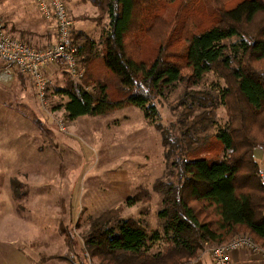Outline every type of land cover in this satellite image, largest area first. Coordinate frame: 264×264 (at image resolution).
<instances>
[{"label":"trees","instance_id":"1","mask_svg":"<svg viewBox=\"0 0 264 264\" xmlns=\"http://www.w3.org/2000/svg\"><path fill=\"white\" fill-rule=\"evenodd\" d=\"M90 1L107 22L100 43L73 30L84 77L75 80L63 63H56L64 73L56 94L67 97L58 108L64 109L69 120L134 105L165 135L158 100L179 83L199 85L214 74L224 84L217 97L194 90L188 93L191 99L209 107L217 100L228 105L234 98L249 108L256 129H249L243 116L229 115L213 133L195 137L196 128L217 123L215 109H209L186 120L182 137L174 143L163 135L167 159H173L170 177L154 184L163 196L158 212L162 228L150 234L141 220L120 218V207L106 209L92 218L83 235V248L98 264H186L211 244L226 243L242 231L264 248V178L255 155L264 144V0H216L224 3L214 19L186 30L178 45L158 40L155 33L163 0ZM5 27L27 41L24 30L11 29L6 23ZM150 39L153 55L149 54ZM97 62L103 71H97ZM14 69L18 76L25 75ZM193 112L189 107L187 114ZM42 130L49 135L47 127ZM152 198L149 189L142 188L123 205L148 203ZM159 244L164 246L155 249ZM73 251L62 255L43 252L41 259L75 264ZM212 261L215 264L213 257Z\"/></svg>","mask_w":264,"mask_h":264},{"label":"rangeland","instance_id":"2","mask_svg":"<svg viewBox=\"0 0 264 264\" xmlns=\"http://www.w3.org/2000/svg\"><path fill=\"white\" fill-rule=\"evenodd\" d=\"M162 2L160 4L163 6L155 21V33L158 40L173 41L171 43L174 45L180 43L186 30L212 21L215 12L224 3L218 4L216 0H163ZM69 4L77 26L83 28L81 30L83 33L100 43L102 26L107 22L106 16L101 14L102 12L90 0H74L72 3L70 0ZM35 8L32 0H0L1 14L10 18L9 28L24 30L26 32L24 38L27 41L45 47L56 40L57 30L54 28L56 26L42 22ZM16 35L20 37L19 33ZM150 41L149 54L153 55L155 50L152 48V39ZM2 61L0 59V67ZM100 64L99 62L96 64L98 72L103 71ZM55 68L58 69L59 74L58 78H48V104L42 103L39 99L31 77L25 75L18 77L16 74L10 81L0 79V186L2 187L0 201L5 202L2 207L6 211L0 216V222L4 220L9 225L10 223L17 225V220L13 219L14 213H19L24 221L21 224L25 225L17 233L0 231V264H30V259L26 257L25 244L32 237L36 241L44 240L47 229L52 231L53 225L60 222L63 224L61 234L67 237V242H70L69 248L59 249L56 245L43 250L26 245L28 253L29 251L38 253L40 250V254L44 251L62 255L66 254L68 249H74L72 257L75 264H98L97 258H92L89 251L83 248V235L89 230L92 218L106 209L120 207L118 211L120 218L132 217L141 220L150 234L162 228L158 212L163 207V196L154 189V184L160 178L170 177L169 171L173 159H167L168 147L163 143L164 133L146 117L142 108L134 105L103 115H82L69 120L64 109L58 108L59 103L66 101L67 97L56 94L58 85L62 84L63 68L58 64ZM223 85L216 75L209 74L199 85L193 86L186 82L174 86L157 102L165 135L174 143L182 137L181 128L186 120H192L196 115L209 109H215L217 123L207 125L205 128H196L192 132L195 137L213 133L217 125L227 122L229 115L233 116L232 118L243 116L249 129L255 130L256 122L249 108L236 102V99L230 98L228 105L222 104L221 100H217L215 105L209 107V104L204 103L205 107L195 103L188 94L194 90H205L217 97V90ZM189 107L194 109L192 114H187ZM237 120L235 124L239 127L241 120L239 118ZM43 126L50 130L48 136L44 134ZM70 144H75L78 152L69 151ZM179 152L177 150L175 157ZM256 153L261 170L264 172V144L258 147ZM66 176H79L80 182L73 202L75 222L72 227L68 218L63 215L57 216L60 219L50 215L47 217L38 215L37 208L44 207L45 200L42 203L37 199L31 201L36 206L32 211H15L7 190L9 183L1 181V179L7 181L9 179V182L12 180L11 186L18 195L19 188L25 187L21 183V178L30 177L34 181V187H43L46 184L38 183L43 177ZM122 180L129 190L126 189V195L119 199L121 192L124 191L119 188L116 181ZM48 185L52 188L58 187L53 181ZM84 185H89L92 189L85 192L81 209V206L77 205V197L79 189ZM142 188L149 189L153 197L151 202L123 205ZM36 195L38 197V194ZM49 211L52 215V210ZM21 219L20 221L23 222ZM64 227L68 229L65 230ZM241 235L248 233L242 231L237 237ZM51 243L57 244L54 240ZM163 246V244L156 245L155 249ZM215 246L211 244L200 253V256L204 254L206 257L205 264H213L212 259L207 255L212 257L211 250ZM196 262L197 258H194L186 264H198ZM65 263L69 264L67 261Z\"/></svg>","mask_w":264,"mask_h":264},{"label":"built area","instance_id":"3","mask_svg":"<svg viewBox=\"0 0 264 264\" xmlns=\"http://www.w3.org/2000/svg\"><path fill=\"white\" fill-rule=\"evenodd\" d=\"M34 2L44 19L55 21L56 40L44 48H38L32 42L21 40L8 32L0 15V59L5 62L0 67V79L12 80L16 75L14 67H17L23 74L33 79L39 99L42 103L48 104L49 79L44 72L47 67L61 62L71 77L79 81L84 77L85 68L79 62V48L73 40L75 21L68 1L34 0ZM241 248L251 249L261 254L264 259V248L248 235L235 237L213 247L211 255L215 264H232L229 253Z\"/></svg>","mask_w":264,"mask_h":264},{"label":"crops","instance_id":"4","mask_svg":"<svg viewBox=\"0 0 264 264\" xmlns=\"http://www.w3.org/2000/svg\"><path fill=\"white\" fill-rule=\"evenodd\" d=\"M67 1H68V5H69V8H70V4H69L70 0H67ZM73 1L74 0H71V3ZM32 2H33V5H34V8H35L36 5L34 4V0H32ZM35 9H37V7ZM36 11H38V9ZM38 14H39V19L42 22L43 21L45 23L48 22V23L54 24L56 26L54 20H51L52 22H49V21H47L46 19L43 18V16L41 15V13L39 11H38ZM3 19H4V22L7 25H9V26L11 25V23L9 22L10 18H7V16H4ZM74 21H75L74 29L75 30H80V31L83 30V28H80V27L77 26L75 18H74ZM54 28L56 29V27H54ZM2 63L4 65V63H5L4 60L2 61ZM56 65L49 66V67H47L45 69L44 72H45V75H46L47 78L55 79L57 77V75L59 74V71H57L58 69L55 68ZM25 76L26 77H30V76H27V75H25ZM68 150L69 151L71 150L73 152H75V151L78 152V149L76 148L75 144H70L68 146ZM257 150H258V148H257ZM257 150H256V152H257ZM255 155H257V153ZM39 179L40 178H38V180ZM20 180L22 181L21 182L22 185H24L25 187L19 188V193L20 194L18 193V195H17L15 193V191H14V188L11 186L12 180H11V182H9V179H8V181L6 179L5 180L1 179L2 182L4 181L5 183H7V182L9 183L8 184L9 188H7V190L10 193V199L12 200V208L15 211H18V210H24V212L32 211V209H34V207H36V206H34L31 201L37 199V200H39L42 203V201L45 200L44 207L37 208L38 211L36 213L38 215L44 216V217H47L49 215L53 216V217H57V216H62L63 215L66 218H68L69 225L72 227L73 222H75L74 213H73V210H74L73 202L75 201L76 191H77L78 185L80 184L79 176L78 177H72V176L68 177V176H66V177H63V178L43 177L41 179V181H38V183H41V184H44V185L46 184L43 187H34L33 186L34 181L32 180V178L30 179V177L29 178H21ZM52 181L54 183H56L58 185V187H54V188L50 187L48 184H50ZM110 182L112 183L113 181H110ZM116 182L119 185V188L122 191H124V192H121V194H120V198L119 199H121V197H123V195H126L125 190L126 189L129 190V188H128L127 185H124L125 182L123 180L122 181H116ZM88 189H92V187L90 188L89 185H87V186L84 185V187L80 188L79 191H78V197H77L78 204L77 205L79 207L81 206V209H82V206H83V197L85 195V192ZM1 191H2V187L0 186V193H1ZM36 194H38V197H37ZM124 197L126 198L127 196H124ZM0 199H1V194H0ZM56 199H58V200L55 201ZM80 201H81V203H80ZM0 202H2V203H0V216H2L6 212L5 210H3V207H2L4 205L3 203H5V202H3V201H0ZM86 205L87 204H85V206ZM50 209L52 210V215H51V213L49 211ZM80 213L78 214L79 217H80ZM14 214H15L14 215L15 218L13 220H15V221L17 220L16 221L17 225H14L12 223H10V225H9L8 223H6L3 220V221L0 222V231H2L4 233L8 232V233L12 234V233H17L18 231H20L22 228L25 227V225L21 224V223H24V221L20 217L21 214H19V213H14ZM17 216H18V218H17ZM57 218L60 219L59 217H57ZM20 219L23 222H21ZM47 223L49 224L48 221H47ZM18 225L20 226V228H19ZM66 228L68 229V227H66ZM51 229H52V231L47 229V234H45L46 238L44 240L36 241L32 237L30 239V241H28V243L25 244L26 257L30 259V264H67V263H65V261H59V260H54V259L43 261L41 259V254L39 253L40 250H38V253H39V255H38V253H36V252L32 253V252L29 251V253H28V251L26 249V245H29L30 247H32L34 249L35 248H38V249L40 248V249H43V250H44V248H53L56 245H57L56 247H59V249H67V248H69L70 244H69V242H67V237L65 235L61 234V231H63L62 222H60L59 224H54ZM27 239H28V236H27ZM52 240H54V242H56L57 244L51 243ZM59 240H61V241H59ZM43 252L44 251H42V253ZM53 254H56V253L49 252L46 255H53ZM207 256H209L212 259V257L210 255H207ZM229 257H230V259L232 261V264H264V259L261 256V254L255 253L251 249H248V248H241V249H238V250H235V251H231L229 253ZM205 262H206V257L203 254V255H201L200 257L197 258V262L196 263L205 264Z\"/></svg>","mask_w":264,"mask_h":264}]
</instances>
